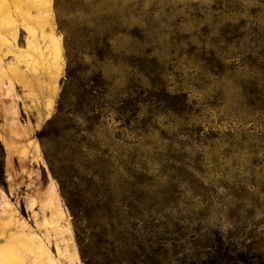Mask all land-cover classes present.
Masks as SVG:
<instances>
[{
	"label": "rangeland",
	"instance_id": "obj_1",
	"mask_svg": "<svg viewBox=\"0 0 264 264\" xmlns=\"http://www.w3.org/2000/svg\"><path fill=\"white\" fill-rule=\"evenodd\" d=\"M0 264H264V0H0Z\"/></svg>",
	"mask_w": 264,
	"mask_h": 264
},
{
	"label": "trees",
	"instance_id": "obj_2",
	"mask_svg": "<svg viewBox=\"0 0 264 264\" xmlns=\"http://www.w3.org/2000/svg\"><path fill=\"white\" fill-rule=\"evenodd\" d=\"M185 101H186L185 99L181 98V100H178L177 102L171 103L170 107H173L175 110L183 113V112H185V108H186Z\"/></svg>",
	"mask_w": 264,
	"mask_h": 264
}]
</instances>
